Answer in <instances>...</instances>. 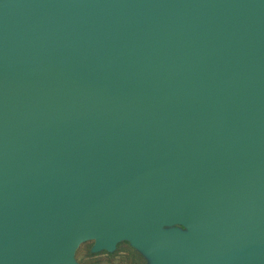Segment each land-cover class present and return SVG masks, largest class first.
Segmentation results:
<instances>
[{
    "label": "water",
    "instance_id": "obj_1",
    "mask_svg": "<svg viewBox=\"0 0 264 264\" xmlns=\"http://www.w3.org/2000/svg\"><path fill=\"white\" fill-rule=\"evenodd\" d=\"M90 240L264 264V0H0V264Z\"/></svg>",
    "mask_w": 264,
    "mask_h": 264
},
{
    "label": "rangeland",
    "instance_id": "obj_2",
    "mask_svg": "<svg viewBox=\"0 0 264 264\" xmlns=\"http://www.w3.org/2000/svg\"><path fill=\"white\" fill-rule=\"evenodd\" d=\"M92 245L91 240L79 244L72 254L73 264H149L148 258L127 241L116 243L111 252H91Z\"/></svg>",
    "mask_w": 264,
    "mask_h": 264
}]
</instances>
